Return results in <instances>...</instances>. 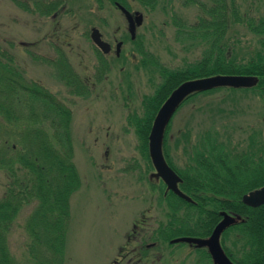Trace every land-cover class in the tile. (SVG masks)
Here are the masks:
<instances>
[{"label": "rangeland", "instance_id": "1", "mask_svg": "<svg viewBox=\"0 0 264 264\" xmlns=\"http://www.w3.org/2000/svg\"><path fill=\"white\" fill-rule=\"evenodd\" d=\"M38 1L0 0V42L11 40L9 51L26 77L39 81L71 109L73 161L80 185L69 197L70 213L63 222V264H112L115 259L128 264L138 254L130 252L135 243H126L133 223L145 218L150 226H156L165 221L167 211L166 203L159 201V183L149 176L153 168L145 167L132 119L145 112V98L152 96L162 82V68L177 69L202 56L205 47L177 32L173 24L174 15L184 23H193L198 9L173 0L165 9L148 10L127 0L131 9L144 16L134 43L127 34L124 17L108 0L102 6L95 0H42L57 2V11L49 14L43 13ZM248 2L251 0H240L241 6ZM262 9L261 3H254L249 16L261 18ZM92 26L100 29L113 48L111 54H102L106 70L100 64L101 52L90 38ZM239 29L241 41L254 40L243 26ZM118 39L124 45L116 57ZM60 53L87 85L81 96L71 94L58 73L56 59ZM261 100L253 88L221 87L183 103L170 120L164 152L182 168L190 156L197 154L204 135L215 140L219 150L247 151L254 136L264 141ZM6 183L0 171V198ZM34 205H25L19 211L7 234L8 250L17 264L28 258L30 238L24 227ZM163 247L168 249L166 244ZM171 255L170 261L177 258ZM168 256L170 253L163 254Z\"/></svg>", "mask_w": 264, "mask_h": 264}, {"label": "trees", "instance_id": "2", "mask_svg": "<svg viewBox=\"0 0 264 264\" xmlns=\"http://www.w3.org/2000/svg\"><path fill=\"white\" fill-rule=\"evenodd\" d=\"M95 1L101 4L104 0ZM116 1L128 6L127 0ZM133 1L155 10L165 9L173 0ZM182 3L195 5L197 18L187 24L172 15L176 31L199 41L205 48L196 62L177 69L162 68V82L152 96L145 98V112L132 119L141 140L146 169L152 168L147 145L153 118L165 98L181 82L215 74L257 76L259 81L253 90L258 91L264 107V14L252 19L248 13L253 3H261L264 10V0H251L244 6L240 0H182ZM36 4L45 14L57 11L56 1L39 0ZM171 10H174L172 6ZM239 26L250 32L254 40L241 41ZM137 40L138 37L135 42ZM12 45L11 40L0 42V171L7 179L0 198V264H17L8 250L7 234L19 211L32 203L35 205L24 227L30 238L28 258L22 264H63L66 242L63 222L70 213L69 197L80 185L73 161L71 109L39 81L26 77L9 51ZM58 58L60 77L71 94L81 96L87 85L62 53ZM100 64L103 70L107 69V61L101 53ZM211 91L215 89L194 93L183 103ZM168 129L169 124L163 137V149ZM262 141L254 136L247 151L219 150L218 143L204 135L197 154L190 156L182 168L175 166L164 152L182 178L181 190L193 202L180 198L153 178L159 183V201L167 206L161 231L168 230V238L177 234L206 237L219 220L220 211L226 208L243 213L239 210L242 206L239 192L264 184Z\"/></svg>", "mask_w": 264, "mask_h": 264}, {"label": "flooded vegetation", "instance_id": "3", "mask_svg": "<svg viewBox=\"0 0 264 264\" xmlns=\"http://www.w3.org/2000/svg\"><path fill=\"white\" fill-rule=\"evenodd\" d=\"M102 3L103 1L101 2V4L98 3L99 6H102ZM118 4L122 5L125 9L129 10L130 13L133 14V16L138 11L131 9V7H129L130 5L129 6L124 5L119 1L114 0L113 2L114 8H116V10L120 12V14L124 17L125 21L127 22V34L129 35V39L135 43L137 39V28L141 24L136 25L135 35L132 37L129 31L128 21L125 17V14L118 7ZM252 5L250 6V9ZM250 11L251 10L248 9V13H250ZM250 17H253L252 19H254L255 16L252 15ZM92 27H96V26H92ZM101 38L106 43H108L109 46L108 51L104 52V54L105 55L111 54L113 49L111 43L104 38L102 32H101ZM119 42L121 43L119 45V54H117L116 46ZM123 45H124L123 40H119V39L116 40L115 48H114V54L116 57H119L121 55ZM96 48L101 52V49L98 46H96ZM101 54L103 53L101 52ZM253 161L254 163H258V160H253ZM246 177L248 179L249 175L246 174ZM180 179L182 181L181 177ZM156 181L157 182L161 181L163 183L161 179H156ZM180 183L178 185L179 188H180ZM163 185L166 189V185L164 183ZM262 185L251 188L245 192H239L240 200L242 203V206L239 208V210H243L244 212L239 213L226 208L220 211L219 220L212 225L210 232L208 233V235H206V237H199L194 234H177L168 238L169 231L168 230L161 231L160 228L163 227L161 222H159V224L156 226H154L153 224L150 226V223L146 222L145 218H143L141 223L139 224L133 223L131 234L127 236L128 238L126 243L127 242L135 243V246L130 248L131 250L130 252L138 253V254H136V258H137L136 260H134V256H133L127 263L139 264V262L142 261L141 264H145V263L158 264L161 260H163L164 262L162 264H170L171 262H173L172 264H264V203L257 206H251L243 201V196L245 194L249 193L254 189L260 188ZM222 212L227 213L233 218V221L220 232L218 237V243L223 253V257L221 258L223 263H220L215 260L214 254L208 245H200L196 242L187 241V240L174 241V239L176 238L185 237V236L195 237V238L210 237L216 225L223 218ZM250 221H254V222L250 223ZM185 226L188 227V224L185 223ZM191 227L194 228L195 230L197 229V226L194 224H191ZM164 244L168 245V249L163 247ZM178 247H182V248L176 249ZM154 249H155V253L153 251ZM168 253H170V256L163 257V254H168ZM172 253L177 255V258H174V260L170 261V257L172 256L171 255ZM112 264H120V261L115 259L113 260Z\"/></svg>", "mask_w": 264, "mask_h": 264}, {"label": "water", "instance_id": "4", "mask_svg": "<svg viewBox=\"0 0 264 264\" xmlns=\"http://www.w3.org/2000/svg\"><path fill=\"white\" fill-rule=\"evenodd\" d=\"M118 7L125 14V17L129 24V31L133 37L135 35L136 25L142 23V13L136 12L133 16V14L125 9L122 5L118 4ZM90 37L92 41L103 52L108 51V43L102 40L101 33L98 28L93 27L91 29ZM120 43L121 42H119L116 46L117 54H119ZM257 81L258 77L256 76L217 74L187 79L176 86L157 110L148 135V152L154 167V172L151 174V177L154 176L156 178H160L165 183L166 187L174 194L186 201H192V199L187 194L180 190L178 184L181 179L173 170V168L168 164L164 156L162 143L166 126L168 125L175 111L183 103V101L188 96L196 92H201L218 87H251L254 86ZM243 201L251 206H257L264 203V185L245 194L243 196ZM222 215V220L216 225L210 237L195 238L185 236L176 238L174 239V241L187 240L196 242L200 245H208L214 254L215 260L223 263L221 260V258L223 257V253L218 243V237L220 232L233 221V218L225 212H222Z\"/></svg>", "mask_w": 264, "mask_h": 264}]
</instances>
